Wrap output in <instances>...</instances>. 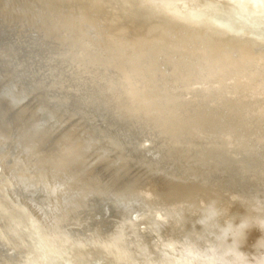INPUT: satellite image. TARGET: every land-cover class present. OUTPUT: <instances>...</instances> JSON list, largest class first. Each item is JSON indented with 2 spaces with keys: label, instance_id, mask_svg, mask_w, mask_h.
<instances>
[{
  "label": "rangeland",
  "instance_id": "obj_1",
  "mask_svg": "<svg viewBox=\"0 0 264 264\" xmlns=\"http://www.w3.org/2000/svg\"><path fill=\"white\" fill-rule=\"evenodd\" d=\"M168 8L264 34V0H0V264H264V44Z\"/></svg>",
  "mask_w": 264,
  "mask_h": 264
},
{
  "label": "bare ground",
  "instance_id": "obj_2",
  "mask_svg": "<svg viewBox=\"0 0 264 264\" xmlns=\"http://www.w3.org/2000/svg\"><path fill=\"white\" fill-rule=\"evenodd\" d=\"M166 12L175 17L176 19L180 20L182 23H184V25H191L193 27H199L198 25H206L210 28H213L215 30H219L231 37H238V38H245V39H251V40H254L255 42L259 43V44H264V34H262L261 32L259 31H256L255 29L257 30H262L261 27L259 26H256L254 29L251 28V32H243L242 30L245 29V26L244 25H239V27L236 29V27H234V24H223V23H220L216 20H213L210 18L209 21H202L203 19H201V17H196V16H188L187 13H180V12H177L175 11L173 8H168L166 10ZM186 14V15H185ZM167 15V14H166ZM218 18H221V19H227L229 17L227 16H222V15H216ZM253 16L250 17V19L252 18ZM175 19V20H176ZM197 19H201L199 22H197ZM169 20V19H168ZM253 20V18H252ZM240 22L238 23H244L245 21H249L248 18L245 16V17H241V20L239 19ZM182 25V24H181ZM263 26V25H262ZM250 27H253V26H250ZM249 27V28H250ZM38 249L39 251L43 252V250L45 251L44 247H41L40 244H38Z\"/></svg>",
  "mask_w": 264,
  "mask_h": 264
}]
</instances>
